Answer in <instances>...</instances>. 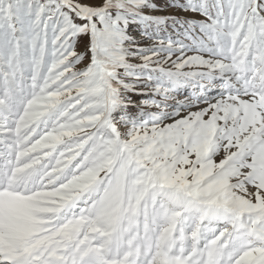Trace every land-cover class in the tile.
<instances>
[{
	"label": "snow or ice",
	"instance_id": "snow-or-ice-1",
	"mask_svg": "<svg viewBox=\"0 0 264 264\" xmlns=\"http://www.w3.org/2000/svg\"><path fill=\"white\" fill-rule=\"evenodd\" d=\"M0 264H264V0H0Z\"/></svg>",
	"mask_w": 264,
	"mask_h": 264
},
{
	"label": "rangeland",
	"instance_id": "rangeland-1",
	"mask_svg": "<svg viewBox=\"0 0 264 264\" xmlns=\"http://www.w3.org/2000/svg\"><path fill=\"white\" fill-rule=\"evenodd\" d=\"M197 19L199 18V17H196ZM142 97H140V96H136V97H134V101H139L140 99H141ZM183 97H181V99H182ZM132 111H135L134 109L132 110Z\"/></svg>",
	"mask_w": 264,
	"mask_h": 264
}]
</instances>
